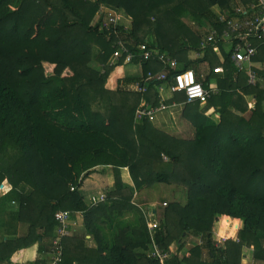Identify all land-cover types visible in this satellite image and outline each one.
Returning a JSON list of instances; mask_svg holds the SVG:
<instances>
[{"label":"trees","instance_id":"1","mask_svg":"<svg viewBox=\"0 0 264 264\" xmlns=\"http://www.w3.org/2000/svg\"><path fill=\"white\" fill-rule=\"evenodd\" d=\"M252 1L0 0V192L6 181L12 186L0 206L13 199L14 218L27 226L24 236L0 248L8 244L15 252L49 240L52 256L55 215L80 212L97 244L84 264H160L146 255L151 241L133 196L136 189L165 184L183 187L186 197L184 204L167 203L159 219V246L169 251L178 244L167 264H242L244 248L253 249L254 264L264 261V86L249 85L222 45L224 74H212L219 59L210 47L202 58L188 60L190 52L202 51L207 29L218 25L215 7L232 16L238 2ZM100 6L131 17L127 30L111 29L131 50L150 39L181 70L208 73L204 87L217 81L219 93L208 102L183 108L193 137L157 128L148 119L136 121L141 102L157 106L160 96L156 83L146 93L132 86L160 66L135 58L131 64L141 63L143 75L122 78L124 58L111 62L120 37L95 22ZM260 48L254 60L264 65V45ZM45 65L53 67L51 73ZM256 72L264 79V70ZM247 97L255 99L252 106ZM174 99L185 102L181 94ZM97 168L113 169L114 186L106 201L88 206L81 188ZM125 168L135 189L123 183ZM126 214L133 219L123 223ZM219 218L240 225L238 238L220 246L214 240ZM108 224L116 226L110 239L103 232ZM185 235L199 237L202 245L180 257ZM69 237L61 264H73L65 254ZM204 250L210 261L202 260Z\"/></svg>","mask_w":264,"mask_h":264},{"label":"built area","instance_id":"2","mask_svg":"<svg viewBox=\"0 0 264 264\" xmlns=\"http://www.w3.org/2000/svg\"><path fill=\"white\" fill-rule=\"evenodd\" d=\"M233 13L232 16L221 11L217 13L218 25L207 29L204 39L201 41L202 51L196 52V57L202 58L210 47L220 59V63L213 68V74H224L226 59L221 49V45H224L223 49L230 54L233 66L238 71L246 72L248 84L256 86L261 83L264 86V79H260L253 67L260 45H264V0H253L247 5H237ZM96 18V22L100 21L102 30L106 29L120 37L111 60L112 63L124 58L126 64H131L135 58H139L142 62L155 63L160 66L159 71H149L143 82L134 87L138 92L146 93L149 86L156 83L160 96V103L157 106L145 100L141 102L135 113L136 121L148 119L155 123L158 116L163 113H168L174 119L183 111L186 104L206 103L212 96L219 93L217 87H204L203 74H197L192 69L181 70V64L176 58L161 51L158 46L151 45L149 41H145L139 44L135 50H131L132 48L128 47L118 31L111 30L117 26H124V29L127 30L131 26V20L119 10L100 6ZM220 26L221 29H219ZM254 41L259 44L255 45ZM167 94H170L171 97H168ZM179 94L185 96V102L179 103L174 99ZM163 159L168 160L166 156H163ZM106 199V194H99V198H94L91 203L97 205ZM164 206H167V203H164ZM137 207L143 212L151 241L146 252L147 257L160 262V264H167L166 261L171 258L172 252L165 251L157 243L159 220L156 219L155 210L146 211L138 205ZM55 218L59 227L57 237L53 241L51 264H61L64 256L63 240L70 235L72 213L58 212Z\"/></svg>","mask_w":264,"mask_h":264},{"label":"crops","instance_id":"3","mask_svg":"<svg viewBox=\"0 0 264 264\" xmlns=\"http://www.w3.org/2000/svg\"><path fill=\"white\" fill-rule=\"evenodd\" d=\"M237 1H240V0H237ZM241 4L247 5L248 3L246 4L243 2H238V5H241ZM214 11L216 14L220 12V10H218L216 8H214ZM222 47H224V45H222ZM260 49L258 51V54L261 51ZM224 51H225V49H224ZM188 60L191 62H194L195 60H197L196 52H190L188 54ZM219 63H220V59H219L218 64ZM129 66H133L135 68V69L131 68L132 70H130V71L133 74L129 79H135V78L138 79L143 75L141 65H139V64H131L130 65L129 64ZM181 66H182V64H181ZM253 67H254L255 71L264 70V65L260 61L254 60ZM127 70H129V68H127ZM192 70H194V69H192ZM135 72L136 73H142V75L140 76L138 74H135ZM120 73L122 74V78L125 77L124 67ZM200 74L202 75V73H200ZM204 74H203V83L205 81H207L206 75L208 73L204 72ZM260 79H261V77H260ZM210 87H217L218 88V84H217V81L215 79L209 80V82L207 84V88H210ZM218 90H219V88H218ZM167 96L171 97L170 94H167ZM248 102H249V105L252 106L255 102V99L253 97H251V100H249ZM180 103H182V102H180ZM213 111H214V109L212 108L209 110V113H212ZM182 112L174 119H172V117H170L168 113L160 114L158 116L157 120L155 121L154 125L157 128H160V129H163L166 131L169 130L171 133L177 134L180 131V125L179 124H180L181 119H182ZM99 169H103V168H97L96 171H98ZM110 169L111 170H109L105 174L106 187H96L97 182L93 181L88 187L89 192H84L83 189H86L85 186H86L87 182H89L88 180L96 171L94 173H92V175H90L86 179V181L84 182V185L81 188V192L83 193L84 200L88 206L92 205L91 201L94 198L96 199L97 195L104 194L105 191L108 192V190H111L113 188V186H114V174H113V169L112 168H110ZM121 175H122V178L124 180V183H126L130 189H135L134 182L131 179V175H130L129 170L127 168L121 170ZM128 179L130 181L132 180L131 184L129 183ZM2 188H3L2 192H0L1 198L8 196L12 190V186L7 181L2 185ZM138 195L139 194L136 193V196H138ZM136 196H135V194L133 196L134 205L135 206L138 205L141 208H145L143 204L138 203L137 199H135ZM14 208L15 207L13 204V199L11 201V199H9V198L6 199V202L4 205L0 206V244L4 243V242H8L9 240H12L14 238L22 237L27 233V226L22 224L18 220V218H14ZM132 219L133 218H131V215L126 214V216L124 218H121V221L123 223H125L126 221L131 222ZM115 230H116L115 224L113 226L109 225V224L106 225L103 228V232L105 234L104 236L107 239H110L111 237H113ZM39 232H41V231H39ZM92 235L93 234H91L86 228V225L84 222V214L80 213V212L75 213V215L72 217L71 222H70V237L65 242V254H66L68 259L73 261V264H78V262L83 263L84 260L87 259V252L88 251L94 253L95 250H97V244H96L95 239L93 238ZM49 248H51V242H49V240L46 244H43L41 241H39V242H36L33 245L29 246V247L18 249L15 252L13 251V248L10 249V246L7 244L5 248H3V247L0 248V264H38V262H41L42 264H49L50 260L52 259L51 253L47 251ZM169 250L172 253L176 252V251L172 250L171 247H169ZM184 250H186V249H184ZM184 250H182L180 252V254H179L180 257H184V255H182ZM89 259H91L90 256H89ZM247 260H244L243 262L245 263ZM247 262H248V264H253V259H249ZM247 262L245 264H247ZM258 263H260V262H258Z\"/></svg>","mask_w":264,"mask_h":264},{"label":"rangeland","instance_id":"4","mask_svg":"<svg viewBox=\"0 0 264 264\" xmlns=\"http://www.w3.org/2000/svg\"><path fill=\"white\" fill-rule=\"evenodd\" d=\"M110 8H112V7H110ZM215 8L218 9L217 7H215ZM115 10H117V9H115ZM120 12L126 18H129L131 20V23H132L131 17H129L123 11H120ZM96 20H97V18L95 19V22H96ZM187 22H189V19H187ZM147 40L149 41L150 39H147ZM92 66H95V64L92 63ZM127 68H129V70H127ZM131 68L135 69L133 66H129V63H127L124 66V72H125V77L126 78H130L132 76L133 73L130 71V70H132ZM45 69H46L47 73H51L52 70H53V67L49 66V65H45ZM135 74H138L140 76L142 75V73H136V72H135ZM125 77H123V78H125ZM129 87L131 88V86H129ZM132 89H135V88L132 86ZM249 100H251V97H247V101H249ZM93 108L96 110L97 109V104H94ZM179 125H180V131L177 133L178 136L186 137V138L193 137L194 129L188 122H186V121L181 119V122H180ZM167 131H169V130H167ZM109 170H111V169L110 168H103V169H99L98 171H96L90 177V179L88 180L89 182H87V184L85 186L86 189H83L84 192H89L88 187L93 181L97 182V186L96 187H106L105 174ZM131 179H132V177H131ZM122 180H123V178H122ZM128 181L131 184L132 180L130 181L128 179ZM123 183H124V180H123ZM124 184H126V183H124ZM135 192L138 193L139 195L136 196ZM105 193L107 195V191H105ZM134 194L137 197V198L135 197V199H137L138 203H141V204L144 205L145 208H143V210H146V211H149V210H151V211L155 210L156 211L157 210L158 211V213H156V219L157 220H159L160 217H161V214L163 212L162 209L165 207L164 203H169L170 204L173 201H178V202H181L182 204H184L186 202L184 188L181 187V186H178V185L159 184V185H155V186H144L141 190H137L136 189V191H134ZM98 198H99V195H97L96 199H98ZM14 207H16V204H14ZM221 220L222 219H220L215 224V229L216 230H215L214 240H215L217 245H224L226 240H229V239H232V240L237 239L238 238L237 236H238V233H239V230H240V225L236 221L228 219V223L226 224L225 220H223V222ZM181 241L182 242H186V246H185L186 250H184V252L182 254V255H184V257H186V256L189 257L190 256V251L193 249V247L198 246V245H202V241H201V239L199 237H193V236L187 237L185 235V236H183L181 238ZM170 247L172 248V250L176 251L178 249V244H176L174 242V243L171 244ZM252 253H253V249L252 248H244L245 256L243 258V261L247 260V259L248 260L249 259H253L252 258L253 257ZM202 260L203 261H205V260L206 261H210L209 260V256H208V254H207V252L205 250L203 251V254H202ZM243 261H242V264L244 263ZM259 262L260 263L256 262L255 264H257V263L258 264H264V261H259ZM247 264H248V262H247Z\"/></svg>","mask_w":264,"mask_h":264}]
</instances>
